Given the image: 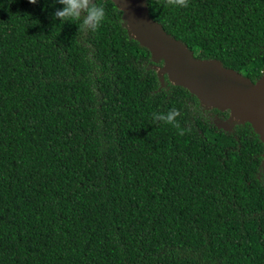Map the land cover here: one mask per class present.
<instances>
[{"label": "trees", "instance_id": "1", "mask_svg": "<svg viewBox=\"0 0 264 264\" xmlns=\"http://www.w3.org/2000/svg\"><path fill=\"white\" fill-rule=\"evenodd\" d=\"M145 2L194 57L264 72V0ZM96 3L93 31L0 0V264H264V143Z\"/></svg>", "mask_w": 264, "mask_h": 264}, {"label": "water", "instance_id": "2", "mask_svg": "<svg viewBox=\"0 0 264 264\" xmlns=\"http://www.w3.org/2000/svg\"><path fill=\"white\" fill-rule=\"evenodd\" d=\"M113 1L123 11L130 34L156 59H162L158 72L165 73L171 83L186 88L202 104L227 109L230 121L248 122L264 143V72L251 81L217 59L196 58L149 17L145 0Z\"/></svg>", "mask_w": 264, "mask_h": 264}, {"label": "clouds", "instance_id": "3", "mask_svg": "<svg viewBox=\"0 0 264 264\" xmlns=\"http://www.w3.org/2000/svg\"><path fill=\"white\" fill-rule=\"evenodd\" d=\"M61 7L54 12V18L60 21H78L81 29L95 30L105 19V8L96 3V0H58ZM29 3L35 4L37 0H29ZM177 7L186 6V0H172ZM180 112L172 108L166 113H152L155 121H161L176 128L180 134L183 130L177 122Z\"/></svg>", "mask_w": 264, "mask_h": 264}]
</instances>
